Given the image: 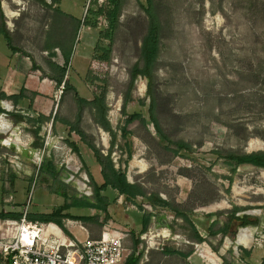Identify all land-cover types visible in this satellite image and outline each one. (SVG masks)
I'll return each mask as SVG.
<instances>
[{
  "label": "rangeland",
  "instance_id": "rangeland-1",
  "mask_svg": "<svg viewBox=\"0 0 264 264\" xmlns=\"http://www.w3.org/2000/svg\"><path fill=\"white\" fill-rule=\"evenodd\" d=\"M42 1L44 5L0 0V27L3 21L18 51L0 37V94L13 96L7 85L14 63L25 68L14 84L19 87L15 96L22 98L0 100L5 112L0 117L12 127L0 133V211L4 205L13 213L24 210L36 173L29 211L50 213L65 202L52 193L50 177L40 173L46 160L59 170L69 195L92 199V183L103 182L92 151L72 127L107 155L112 136L94 122L96 112L79 103L100 99L116 135L111 153L115 168L147 195L157 194L184 212L204 242L190 239L183 220L170 210L153 208L141 198L129 202L111 189L101 193L109 203L105 214L67 212L97 219L86 227L90 239L98 238L111 221L116 230L127 231L129 255L134 249L142 253L140 264H263L264 170L235 166L226 155L264 153V0H154L161 22L154 80L148 89L147 80L138 77L131 90L130 70L148 29L140 5L145 0ZM4 7L15 17L9 19ZM73 38L70 64L60 49L45 50L47 45L69 48ZM50 64L66 70L64 82L75 92L63 93L47 78L55 75ZM134 114L139 119L127 125ZM124 127L127 141L121 137ZM13 133L19 143L6 144ZM176 144L190 150L177 152ZM133 159L139 166L131 170ZM10 193L9 203L16 206L4 203ZM234 208L241 210L227 235H212L225 227ZM146 213L152 215L151 223L141 234ZM245 229L253 236L251 248L237 243Z\"/></svg>",
  "mask_w": 264,
  "mask_h": 264
},
{
  "label": "trees",
  "instance_id": "trees-1",
  "mask_svg": "<svg viewBox=\"0 0 264 264\" xmlns=\"http://www.w3.org/2000/svg\"><path fill=\"white\" fill-rule=\"evenodd\" d=\"M37 1L44 5V2L42 0H37ZM140 5L144 13L148 17V29L141 43L140 58L138 62L130 70L129 90L133 88L134 82L138 77H142L146 79L148 89L151 88L155 76L154 69L156 66V60L159 54L161 22L158 17L154 0H145L144 3L140 2ZM0 37H3L6 40L8 44V48L10 50H12L14 53L18 52L11 45V39L3 21L0 27ZM73 43H74V38L69 48H62L57 45L55 46L47 45L45 47V50L60 49L65 63L70 64L73 53V46H74ZM103 60L108 61L109 57L106 56L103 58ZM49 66H50V70L53 73H55V75L54 76L47 75V78L53 80L58 88L62 87L61 90H63V93L64 91H67L69 89L75 92V89L71 85H69L68 82H64L66 70L54 64H50ZM33 68L40 70L36 66H33ZM148 94H150L149 91ZM7 98L10 97H6V95L0 94V100H4ZM21 98H22L21 94L17 96L13 95L10 98V100L17 102ZM127 101L128 98L125 100V105L127 104ZM79 103L86 104L89 107H91V109H93L96 112V114L94 115V122L97 125H99L104 131L110 133V135L112 136L111 149L107 155H103L91 142L86 141L87 137L81 130L72 127V131L75 132L78 136H80L83 142L92 151L97 164L100 166L101 169L100 174L102 176L103 184L101 186H97L95 183H92V190H93L92 199L85 197L79 200L77 199L76 195L68 194V192L65 189V185L60 181L59 170L55 167V165H53L51 160H46L42 163L40 167V173L46 174L47 176L50 177L52 181V184L50 186L51 188H53L52 193L62 197L65 200V202L63 206L54 208L50 214H29L27 216V220L32 223L39 222L42 224H49V223L57 224L67 236L71 237V235L68 233V231H66V229L63 226L64 220L80 221L82 223H96L97 219L91 217H74L68 214L67 212L73 208L90 209L95 211L106 212L109 206L108 199L102 196L101 193L107 191V189H111L117 192L119 196L124 197L129 202H135L138 198H141L142 200H145L146 202L150 203V205L153 208L170 210L176 215V217L183 220L186 229L189 231L188 233L189 238L195 241L196 243H203L204 242L203 237L200 235L193 222L187 217V215L184 212H181L177 208L173 207L169 202L161 199L157 194L147 195L144 189L140 185L131 184L128 182L126 173L124 171L115 168V165L111 158V153L115 146L116 135L112 133L110 124L107 121V108L104 102L100 99H94L90 103L84 100H79ZM4 113H5L4 110L0 107V114H4ZM138 119H139L138 115L136 114L131 115L128 117L126 124L129 125ZM42 120H45V118H42ZM153 122L155 124V127L158 129L157 123L155 122L154 119ZM38 130L39 128L35 130V134L38 133ZM120 132L122 139L127 141L129 139L128 138L129 132H127L126 127L121 129ZM72 147L76 153H79V150L77 149V147H75V145H72ZM176 147H177V152L181 150H190V147L184 144H176ZM217 154L219 155V153ZM226 159L229 160L235 166L249 165L264 170L263 152L244 154V155L229 153L228 155H226ZM11 180L13 181L14 177H12ZM41 182L48 184L49 179H42ZM240 210L241 209L234 208L225 227L222 230L212 232V235L221 234L222 237H225L228 233L231 222L237 219L236 212ZM151 218H152L151 214L149 213L144 214L142 219L141 234H145L147 232L151 223ZM0 220H20V216L9 215L3 211H0ZM141 258H142V253H136V250L134 249L124 264H139Z\"/></svg>",
  "mask_w": 264,
  "mask_h": 264
},
{
  "label": "built area",
  "instance_id": "built-area-1",
  "mask_svg": "<svg viewBox=\"0 0 264 264\" xmlns=\"http://www.w3.org/2000/svg\"><path fill=\"white\" fill-rule=\"evenodd\" d=\"M40 169V168H39ZM36 173L20 220H0V263L2 264H124L130 256L125 247L127 231H118L111 221L103 225L99 238L68 237L55 224L27 220ZM85 181V180H84ZM87 182V179L86 181ZM85 187V184H80ZM92 192H90V195ZM13 201V197H9ZM148 210H151L149 207Z\"/></svg>",
  "mask_w": 264,
  "mask_h": 264
},
{
  "label": "crops",
  "instance_id": "crops-1",
  "mask_svg": "<svg viewBox=\"0 0 264 264\" xmlns=\"http://www.w3.org/2000/svg\"><path fill=\"white\" fill-rule=\"evenodd\" d=\"M13 68H14V73H13V75H12V77H11V84H10V86L9 85H7V88H8V90H10L11 91V94H10V96H12V95H16V94H18V89H19V87H18V85H14L15 84V82H18V80L20 79V77L21 76H23L24 74H25V68L22 66V65H20V64H18V66H17V63L15 62L14 63V65H13ZM17 84V83H16ZM16 86V87H15ZM11 87H14V88H11ZM48 88H49V85H48ZM3 92L5 93L6 91H5V89H3ZM6 94V93H5ZM7 96H9V95H7ZM48 105V104H47ZM18 108H21L19 105L17 106ZM46 108H48V109H50L51 107H47V106H45ZM96 161V160H95ZM97 163V162H96ZM100 171H101V169H100V166L98 165V174H99V176H100V180L99 179H97V180H99L100 182H103V180H102V176H101V174H100ZM113 191V190H112ZM10 196H13L14 197V195L13 194H11L10 193ZM9 196V197H10ZM9 197H7L6 199H5V201H4V203L5 204H9V205H12V206H16V202L15 203H9ZM64 204V203H63ZM63 204L62 205H60V206H63ZM6 206L7 205H4V210H3V212H5L6 214H9V215H15V216H20L21 217V213H22V211H20L21 213H13V212H10V209L7 207L6 208ZM60 206H57V207H60ZM23 203H19L18 202V206H17V209H19V210H22L23 208ZM6 208V209H5ZM56 208V207H55ZM108 208H109V206H108ZM7 210H9V211H7ZM83 210H85V209H70L69 211L70 212H76L75 214H77V212L79 213L80 211H83ZM53 211V210H52ZM51 211V212H52ZM68 211V212H69ZM50 212V213H51ZM100 212H102V211H100ZM50 213H34V212H32L31 210L29 211V214H50ZM104 213V212H103ZM28 214V215H29ZM105 214V213H104ZM73 215V214H72ZM106 218H107V215H106ZM143 219V218H142ZM142 219H141V229H142ZM67 222L66 223H64V221H63V226H64V228L66 229V231H68V233L71 235V237L72 238H77L78 240H84V239H86V238H90L89 237V232L88 231H90L89 229H88V231H87V229H86V227H88L89 225H90V223H82V222H80V221H73V220H66ZM33 223H39V222H33ZM40 224H42V223H40ZM49 224H54V223H49ZM55 225H57V224H55ZM58 226V225H57ZM115 228H117V226L115 225L114 226ZM100 235L101 234H99V236H98V238L100 237ZM69 237V236H68ZM96 239V238H95ZM136 253H139V252H136ZM140 262H141V260H140ZM140 264V263H139Z\"/></svg>",
  "mask_w": 264,
  "mask_h": 264
},
{
  "label": "bare ground",
  "instance_id": "bare-ground-1",
  "mask_svg": "<svg viewBox=\"0 0 264 264\" xmlns=\"http://www.w3.org/2000/svg\"><path fill=\"white\" fill-rule=\"evenodd\" d=\"M46 1H48V0H46ZM4 9H5L6 16L9 19L15 17L14 13L10 12L7 9V7H4ZM141 88L143 90V86ZM5 106H6L7 110H11L12 109V107L9 104H6ZM11 129H12V127H11L10 123L6 119L0 117V133L5 135L8 132H10ZM12 136L14 137V139H12V140L11 139H6L5 140L6 144H10V142H12V141L14 143L15 142L19 143V141H20L19 135H16V134L13 133ZM136 165L139 166V163L136 161V159H133L132 162H131V165H130V169L131 170L134 169L136 167ZM237 243H238V245H241V246H243L245 248H251V246L253 245V236H252L251 231L246 230V229L240 231L239 234H238V237H237Z\"/></svg>",
  "mask_w": 264,
  "mask_h": 264
}]
</instances>
